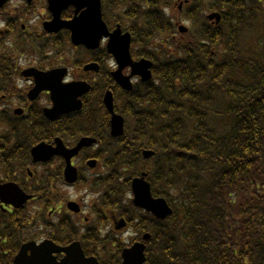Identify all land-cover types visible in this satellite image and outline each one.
I'll list each match as a JSON object with an SVG mask.
<instances>
[{
    "label": "trees",
    "instance_id": "16d2710c",
    "mask_svg": "<svg viewBox=\"0 0 264 264\" xmlns=\"http://www.w3.org/2000/svg\"><path fill=\"white\" fill-rule=\"evenodd\" d=\"M169 2L127 0L139 16L126 15V29L137 51L148 48L152 80L126 95L130 150L107 167L122 169L126 184L146 172L153 196L172 210L163 221L140 218L139 232L151 235L145 264H264V0H189L180 36L160 10ZM212 12L218 25L205 19ZM18 14L0 9V24ZM46 38L13 39L0 29V182L22 181V140L28 161L33 142L50 138L22 132V118L3 109L22 95V51L42 55L53 46ZM142 150L154 156L144 161ZM22 223L21 210L0 204V264H12Z\"/></svg>",
    "mask_w": 264,
    "mask_h": 264
},
{
    "label": "flooded vegetation",
    "instance_id": "af4514ba",
    "mask_svg": "<svg viewBox=\"0 0 264 264\" xmlns=\"http://www.w3.org/2000/svg\"><path fill=\"white\" fill-rule=\"evenodd\" d=\"M99 1L103 17L107 8L105 0ZM35 2H41L46 11V20L41 26L52 21L53 15L47 11L46 0H33L30 5ZM116 15L115 26H119L124 34V29L129 28L124 19L128 13L124 11ZM77 16L72 7H66L60 14L64 22L73 21ZM113 31L111 27L109 32ZM67 35L68 32L63 30L50 35L48 41L59 50L70 43ZM107 43V39L102 38L97 48L87 50L70 45L74 51L80 50V62H69L66 54L50 58L26 52L37 62L22 68V132L37 137L44 132L50 138L33 142L28 150V161L26 141L22 140V181L17 183L22 192L31 197L22 209L25 234L36 237L34 242L49 240L62 248L78 244L85 258L95 259L99 264L117 263L116 260L120 259L123 249L128 247L124 246L120 236L131 221L130 210L126 208L128 203L124 205L125 200L113 199L122 195V173L119 169L115 175L112 169H107L108 161L117 162L120 153L130 150L129 143L122 139L127 126L124 124L122 136L108 140L112 116L103 106L104 97L110 92L115 111L122 115L121 110H128L130 106L124 102L126 95L149 83L142 82L140 77H130L132 71L126 67L122 75L130 77L131 89L124 91L116 85L112 74L118 66L108 54ZM140 49L137 51L130 40L133 63L146 60L143 53L148 48ZM30 70L42 73L64 71L60 84L52 88V91H58L31 94L35 91L36 81ZM65 88L72 90L69 101L58 97L59 90ZM40 144L56 149V152L44 162H34L31 150ZM113 187L118 191L112 192ZM121 220L126 229L120 224ZM131 240L128 245L132 244ZM63 257L62 254L56 255L58 260Z\"/></svg>",
    "mask_w": 264,
    "mask_h": 264
},
{
    "label": "water",
    "instance_id": "95a60500",
    "mask_svg": "<svg viewBox=\"0 0 264 264\" xmlns=\"http://www.w3.org/2000/svg\"><path fill=\"white\" fill-rule=\"evenodd\" d=\"M30 3L32 0H26ZM7 0H0V8L6 4ZM68 5L75 7L76 11L86 8L81 15L73 21L66 23L60 21V12ZM48 10L53 15V20L50 23L44 24V29L48 33H56L60 29H68L72 32V42L74 45H84L89 49L97 47L98 42L102 36L109 37L107 51L116 60L118 70L112 74L114 81L124 90L131 89L129 78L139 76L143 82L150 79L151 63L148 61H140L133 63L130 59L129 45L130 36L125 34L121 36L119 31L109 34L105 26L100 21L99 3L97 0H48ZM208 20H215L218 24L220 15L211 14L207 16ZM179 31L185 33L187 30L183 27ZM131 68V76L124 78L121 71L126 68ZM33 72L36 81L35 91L31 94L35 95L41 91L57 92L53 90L54 86L60 84L64 71H51L47 73ZM29 72V71H28ZM22 76V73H21ZM71 89L65 88L58 93L60 100H70ZM104 104L109 113L112 114L111 118V136L118 137L123 132V121L120 117L113 114L112 97L107 93L104 97ZM14 114L21 115L22 111L15 110ZM92 142V141H91ZM56 149L47 145L40 144L31 150V155L34 162H44L49 159ZM150 153H146L145 157H149ZM132 192L134 195L133 204L137 208L145 209L157 219L164 220L171 215V210L163 199H153L150 193L149 185L144 181V175L140 179H135L132 182ZM30 197L24 193L14 184L0 185V202L6 205H11L14 208H20ZM148 235L143 239L147 240ZM144 246L135 244L131 249L123 251L122 258L123 264H143L145 261ZM29 252V254H28ZM64 253L65 259L57 262L53 257L54 254ZM13 264H97L93 260H85L78 245L70 246L66 249H60L53 245L51 242H45L39 246L34 243L23 245L19 253L13 260Z\"/></svg>",
    "mask_w": 264,
    "mask_h": 264
},
{
    "label": "rangeland",
    "instance_id": "374dc122",
    "mask_svg": "<svg viewBox=\"0 0 264 264\" xmlns=\"http://www.w3.org/2000/svg\"><path fill=\"white\" fill-rule=\"evenodd\" d=\"M183 1V0H174V3H172V7L170 8V12L171 14L174 16L175 20V24H182L186 27H189V21L186 19L184 13H182L179 9V3ZM23 4V0H10V2L8 3V6H6L5 8V12L7 11H13L15 9L18 10H22L24 8L25 5ZM178 6V7H177ZM185 10L187 9V6L184 7ZM31 15H24L22 17L20 24H23L26 27V31H30L31 33L34 32L35 30H40L39 27L41 28V23L43 21L46 20V16H45V10L42 9V4L35 2V4L33 5V9L31 11ZM204 15H206V13H204ZM170 17H172L171 15H169ZM16 36H18L17 33L12 34L11 38H15ZM23 37L24 34H23ZM23 40V39H22ZM23 42V41H22ZM66 53H67V58H70V61H79L80 57H79V53L80 50L77 51L74 49H72V47H67L66 48ZM53 56V55H51ZM33 62H37L34 57H31L30 54H25L23 57H21V59L19 60L18 66L19 68L22 70V68L28 67L30 65H34ZM80 62V61H79ZM23 82L22 79L20 78L17 81V91H22V86H23ZM3 108H7L9 110H13L15 108H22V95L21 96H17L15 95L14 98H10L8 99V101L6 102V104L3 105ZM71 192V191H70ZM126 229V228H125ZM26 236L28 234H25ZM138 236L137 231L134 229L133 225L131 224L130 226H128V228L122 233L121 240L126 244H128V240H135Z\"/></svg>",
    "mask_w": 264,
    "mask_h": 264
}]
</instances>
